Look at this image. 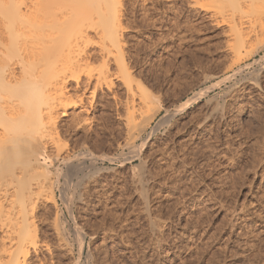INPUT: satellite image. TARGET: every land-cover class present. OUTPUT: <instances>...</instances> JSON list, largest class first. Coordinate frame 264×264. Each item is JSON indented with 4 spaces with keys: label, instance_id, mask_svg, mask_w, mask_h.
<instances>
[{
    "label": "rangeland",
    "instance_id": "obj_1",
    "mask_svg": "<svg viewBox=\"0 0 264 264\" xmlns=\"http://www.w3.org/2000/svg\"><path fill=\"white\" fill-rule=\"evenodd\" d=\"M134 2L127 4L123 22L134 93L116 78L115 66L108 72L100 63L80 66L82 79L90 74L96 85L86 89L72 82L62 98L71 105L68 115L60 110L47 123L62 155L54 160L58 147L50 143L44 158L52 173H60L63 193L56 189L54 201L40 204L36 224L42 246L31 264H74L79 257L73 230L71 253L60 245L63 225L55 224L56 210L64 227L76 225L85 234L80 264H264V53L256 60L250 55L249 67L242 64V73L225 87L167 118L149 136L159 118L209 86L206 80L222 76L240 38L230 36L228 24L216 26L205 10H216L214 0H199L195 7L189 0H149L147 10L141 0ZM246 10L230 16L246 23V33L254 31L242 52L253 48L263 20ZM100 75L113 86L97 84ZM254 76L261 78L258 85L250 80ZM139 83L148 96L145 104ZM147 113L155 116L135 136L138 151L145 146L133 157L137 150L125 145L128 119L139 121ZM138 173L146 188L134 182ZM144 190L156 231L144 210Z\"/></svg>",
    "mask_w": 264,
    "mask_h": 264
},
{
    "label": "bare ground",
    "instance_id": "obj_2",
    "mask_svg": "<svg viewBox=\"0 0 264 264\" xmlns=\"http://www.w3.org/2000/svg\"><path fill=\"white\" fill-rule=\"evenodd\" d=\"M16 1L0 0V264H31L33 252H37L42 246L37 238L38 209L43 201L55 200L56 189L63 193L62 187L58 186L60 173H52L44 158L50 143L57 144L58 147L54 160L62 155L57 136L47 129V123L56 119L60 110L62 116L68 115L71 105L62 104V98L70 93L72 82L83 85L86 89H90L93 83L96 85L90 74L86 75L85 81L82 79L83 76L77 72L80 66L86 65L89 68L100 63L106 69L105 72L115 66L116 78L123 81L129 91L134 93L126 56L127 27L123 23L129 0H21V4ZM141 1L143 10H147L149 0ZM189 1L195 7L199 0ZM214 1L218 3L216 10H205L212 13L211 17L216 21V26L221 23L228 24L230 36L240 38L239 47L231 46L230 66L222 76L214 79L215 81L206 80L211 82L209 86L194 92L172 112L166 111L167 114L160 116L161 118L151 125L149 136L158 131L167 118L184 112L209 92L225 87L242 73V64L246 65H243L245 68L249 67L247 64L250 55L255 59L258 54L264 53V0ZM134 4L133 0L129 5ZM246 9L258 12L263 20L260 17V35L255 33L256 37L261 36V39L257 37L253 48L242 52L241 44L248 42L249 37L254 38V35H248L254 31L246 33L249 29L246 23L241 20L236 23L230 16L235 12H248ZM217 14L221 17L220 21L217 20ZM250 27L252 28V25ZM257 78L254 76L250 80L258 85ZM96 79L97 84L105 81L108 87L113 86V82L107 81L105 75ZM138 90L141 93L140 100L145 104L148 96L141 83ZM154 116L147 113L142 120L139 118V121H135L134 117L128 119L130 138L125 145L128 149L137 150L133 157L139 156L145 146L143 142L138 151L135 136L146 131ZM91 155L93 161L97 160ZM112 158L109 157V160L113 161ZM124 160L131 159L125 156ZM70 162L71 158L64 159V164ZM141 174L134 176V182L144 187L146 180ZM145 190L141 194L146 206L144 212L149 216L151 230L156 231L158 221L149 213L150 206L147 205L148 196ZM55 224L63 225L59 231V242L62 248L70 253L72 248L69 247L68 233L73 230L75 240L80 246L79 257L74 264H80L84 251V232L76 225L71 230L64 227L59 210L55 213ZM47 249L49 250V247Z\"/></svg>",
    "mask_w": 264,
    "mask_h": 264
}]
</instances>
